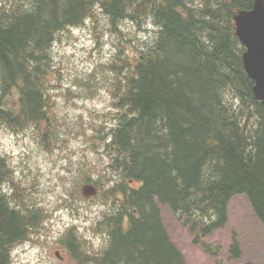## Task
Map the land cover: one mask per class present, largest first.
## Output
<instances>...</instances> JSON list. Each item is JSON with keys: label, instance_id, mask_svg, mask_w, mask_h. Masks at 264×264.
Listing matches in <instances>:
<instances>
[{"label": "trees", "instance_id": "1", "mask_svg": "<svg viewBox=\"0 0 264 264\" xmlns=\"http://www.w3.org/2000/svg\"><path fill=\"white\" fill-rule=\"evenodd\" d=\"M254 2L0 0V129L53 143L78 125L63 114L61 96L97 93L100 80L112 94L120 124L110 167L127 178L115 188L126 197L120 221L109 218L110 247L96 264H188L160 204L186 216L205 249L201 234L227 224L234 195L246 194L264 225V104L234 20ZM81 28L98 45L105 32L113 37L112 56L83 77L90 90L62 77L54 50L63 34ZM8 160L0 151V264H9L11 248L38 217L24 216L2 193L14 177ZM130 179L140 186L128 187Z\"/></svg>", "mask_w": 264, "mask_h": 264}, {"label": "rangeland", "instance_id": "2", "mask_svg": "<svg viewBox=\"0 0 264 264\" xmlns=\"http://www.w3.org/2000/svg\"><path fill=\"white\" fill-rule=\"evenodd\" d=\"M112 39L111 35L105 34L103 43L98 45L85 28L63 34L54 49L62 77L69 84L72 79L77 83L76 76L85 77L98 61L109 59L114 51ZM95 83L103 86L101 80ZM109 103L105 91L96 99L99 109L108 107ZM59 105L67 118L78 123L74 133L82 135L81 140L76 138L74 144L77 145L72 150L58 149L53 153H44L46 157L38 156L36 151H39L26 132H22L23 139L13 134L14 129H0V150L11 156L19 177L25 175L29 180L35 177L38 179L33 181L30 189L47 216L38 227L42 229L33 231L28 243L15 246L14 264H78L62 244L70 228L65 235L61 233L71 224L77 225L80 228L79 234L87 236L96 246L105 242L104 231H93L109 204L101 196L88 200L79 189L83 183L81 173H96V176H100L99 169L108 161L107 156L100 152L99 144H96V148L93 145V136L96 134L94 126L102 123L103 116L90 113L86 101L74 97L67 100L62 96ZM111 118L110 115L107 120ZM71 193L76 197L72 198ZM161 209L163 223L170 237L183 251L188 264H264V225L255 215L245 194H238L230 201L228 225L214 231L208 238L204 237L206 242L220 246L213 248L215 253L195 243L190 225L184 223L169 207L162 206ZM234 242L238 244V256L232 250ZM61 248L65 252L64 259L56 254Z\"/></svg>", "mask_w": 264, "mask_h": 264}, {"label": "water", "instance_id": "3", "mask_svg": "<svg viewBox=\"0 0 264 264\" xmlns=\"http://www.w3.org/2000/svg\"><path fill=\"white\" fill-rule=\"evenodd\" d=\"M237 35L246 46L244 64L255 80L256 98L264 104V0H256L254 8L235 15Z\"/></svg>", "mask_w": 264, "mask_h": 264}, {"label": "bare ground", "instance_id": "4", "mask_svg": "<svg viewBox=\"0 0 264 264\" xmlns=\"http://www.w3.org/2000/svg\"><path fill=\"white\" fill-rule=\"evenodd\" d=\"M188 208V207H187Z\"/></svg>", "mask_w": 264, "mask_h": 264}]
</instances>
